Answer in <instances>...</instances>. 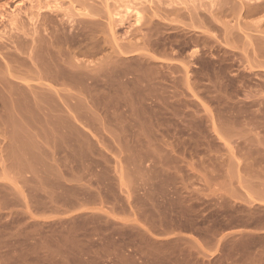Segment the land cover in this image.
Listing matches in <instances>:
<instances>
[{
	"label": "rangeland",
	"instance_id": "obj_1",
	"mask_svg": "<svg viewBox=\"0 0 264 264\" xmlns=\"http://www.w3.org/2000/svg\"><path fill=\"white\" fill-rule=\"evenodd\" d=\"M0 11V264H264V0Z\"/></svg>",
	"mask_w": 264,
	"mask_h": 264
},
{
	"label": "bare ground",
	"instance_id": "obj_2",
	"mask_svg": "<svg viewBox=\"0 0 264 264\" xmlns=\"http://www.w3.org/2000/svg\"><path fill=\"white\" fill-rule=\"evenodd\" d=\"M19 4H20V3H19ZM13 6H14V5H13ZM14 7H15V6H14ZM17 7H18V5H17ZM19 7H20V6H19ZM127 7H128V6H127ZM127 7H126V8H127ZM133 7H134V5H133ZM133 7H132V8H133ZM137 8H138V7H137ZM10 9H13V8H10ZM128 9H131V8L128 7ZM138 9H139V8H138ZM3 10H4V9H3ZM16 10L18 11V9H14L15 12L12 11V13H11L12 17L15 16V15H13V13L16 14ZM20 10H21V9H20ZM131 10H132V9H131ZM4 11H5V10H4ZM8 11H9V10H8ZM128 11H130V10H128ZM132 11H133V10H132ZM134 11H135V10H134ZM135 12H136V11H135ZM3 13H4V12H3ZM19 13H20V12H19ZM17 14H18V13H17ZM139 14H140V13H139ZM1 15H2V12L0 11V16H1ZM137 16H138V15H137ZM3 17H4V16H3ZM3 17H2V18H3ZM9 18H10V17H9ZM6 20H7V19H6ZM10 92H11V91H10Z\"/></svg>",
	"mask_w": 264,
	"mask_h": 264
}]
</instances>
